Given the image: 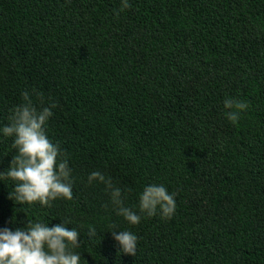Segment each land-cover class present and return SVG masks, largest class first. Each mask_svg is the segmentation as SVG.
<instances>
[{"label": "trees", "instance_id": "16d2710c", "mask_svg": "<svg viewBox=\"0 0 264 264\" xmlns=\"http://www.w3.org/2000/svg\"><path fill=\"white\" fill-rule=\"evenodd\" d=\"M128 2L0 0V172L18 154L3 128L27 91L38 109L56 104L45 132L73 192L21 203L0 179V229L65 223L80 264H264V0ZM226 99L248 103L235 124ZM152 184L175 193L171 218L140 212ZM111 231L136 235V256Z\"/></svg>", "mask_w": 264, "mask_h": 264}, {"label": "clouds", "instance_id": "9594fccd", "mask_svg": "<svg viewBox=\"0 0 264 264\" xmlns=\"http://www.w3.org/2000/svg\"><path fill=\"white\" fill-rule=\"evenodd\" d=\"M130 7L128 0H122L120 10ZM22 98L24 103L12 111L11 124L3 128L5 136L15 137L14 145L18 154L12 159L7 172H0V179L10 178L17 182L15 199L21 203L38 201L41 205L50 206V202L57 198L71 200L73 192L68 160L45 132V125L53 115L51 109L56 104L38 109L27 91L22 93ZM40 103H44L42 96ZM224 106L226 109H235L227 114L228 120L235 124L240 112L248 108V103L226 99ZM88 181L104 183L110 190L112 203L117 206V214L131 225L140 223L141 215L123 206L121 189L113 187L110 178L93 171ZM174 197L175 193L169 194L163 185L146 186L139 197L140 212L151 217L159 208L164 218H171L176 208ZM111 234L125 254L136 256V235L129 231H111ZM95 235V228L90 227L89 237ZM78 237V231L74 228L68 230L65 223L48 227L42 222L28 221L24 228L15 231L0 229V264H80L81 254L72 251L80 247Z\"/></svg>", "mask_w": 264, "mask_h": 264}]
</instances>
